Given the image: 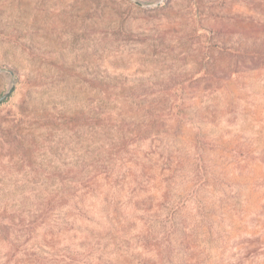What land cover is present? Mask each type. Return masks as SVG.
<instances>
[{
	"label": "rangeland",
	"instance_id": "1",
	"mask_svg": "<svg viewBox=\"0 0 264 264\" xmlns=\"http://www.w3.org/2000/svg\"><path fill=\"white\" fill-rule=\"evenodd\" d=\"M156 1L0 0V264H264V0Z\"/></svg>",
	"mask_w": 264,
	"mask_h": 264
},
{
	"label": "trees",
	"instance_id": "2",
	"mask_svg": "<svg viewBox=\"0 0 264 264\" xmlns=\"http://www.w3.org/2000/svg\"><path fill=\"white\" fill-rule=\"evenodd\" d=\"M185 85L181 84V81L179 82H173L172 84H167L166 86H164V88L161 90L162 92H166L167 94H169L170 96H173L175 98V100H179V99H183L184 97V90H185ZM175 100L174 102L170 105V107L166 108L168 109V113L167 114H173L174 110L178 109L179 105L178 103L175 104ZM182 101V100H181ZM164 109V110H166ZM65 120L67 123H73V126H76V119L73 117H65Z\"/></svg>",
	"mask_w": 264,
	"mask_h": 264
},
{
	"label": "water",
	"instance_id": "3",
	"mask_svg": "<svg viewBox=\"0 0 264 264\" xmlns=\"http://www.w3.org/2000/svg\"><path fill=\"white\" fill-rule=\"evenodd\" d=\"M162 0H157L155 3L158 5L161 3ZM15 89V86L12 85L11 88L9 90H7L4 94H2L0 96V103H2L3 101H5L13 92V90Z\"/></svg>",
	"mask_w": 264,
	"mask_h": 264
}]
</instances>
